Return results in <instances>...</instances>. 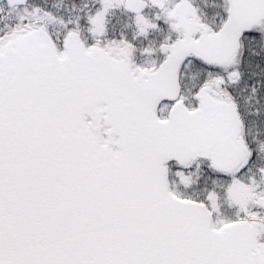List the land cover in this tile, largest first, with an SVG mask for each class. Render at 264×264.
<instances>
[{"label": "snow or ice", "instance_id": "obj_1", "mask_svg": "<svg viewBox=\"0 0 264 264\" xmlns=\"http://www.w3.org/2000/svg\"><path fill=\"white\" fill-rule=\"evenodd\" d=\"M0 264H264V0H0Z\"/></svg>", "mask_w": 264, "mask_h": 264}]
</instances>
